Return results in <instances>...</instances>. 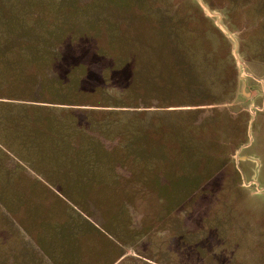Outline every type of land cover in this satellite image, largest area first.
Wrapping results in <instances>:
<instances>
[{
    "label": "rangeland",
    "instance_id": "374dc122",
    "mask_svg": "<svg viewBox=\"0 0 264 264\" xmlns=\"http://www.w3.org/2000/svg\"><path fill=\"white\" fill-rule=\"evenodd\" d=\"M0 7L38 21L28 38L59 22L41 74L79 60L71 99L100 105L59 122L68 96L0 27V264H264V0Z\"/></svg>",
    "mask_w": 264,
    "mask_h": 264
},
{
    "label": "trees",
    "instance_id": "16d2710c",
    "mask_svg": "<svg viewBox=\"0 0 264 264\" xmlns=\"http://www.w3.org/2000/svg\"><path fill=\"white\" fill-rule=\"evenodd\" d=\"M5 10H7V7H6V9H5V7H0V20H1L0 21V24H1L0 27H3L1 32L4 34V41L7 43L8 42L7 36L10 38L9 42H8L9 45H8L7 49L10 50L11 53H15L17 51H24L25 53H27V55H25V57L28 58L29 61L34 60V59L37 60V62H36L37 66L41 69L40 73L38 75L36 74L33 76L34 81L37 82L39 77L42 75L41 73L44 72L43 70H45V71L48 70L55 63L57 52L59 50V44H60L59 40H61V36H62L60 33L61 28L58 24L59 22L55 24L56 26H54V27H56V28L48 29L47 32L44 33V34H46L45 37H43V38H41V37L40 38H38V37L30 38L29 37L28 38L26 36L30 35L29 33L34 32L35 26L38 25L37 24L38 21L36 20V21H33L31 23V22H29L28 19L25 18L27 16L26 14H25L26 16L25 15L21 16V14L17 15L16 11H14L12 9L14 12H11V15H10L9 12L5 11ZM17 20L19 21V24L16 23ZM63 20H66V19L63 18ZM21 27L26 28V29H30V30L27 34H22L20 32ZM39 28H40L39 32H41V27L39 26ZM119 30H120L119 26L113 24V32L111 34L112 39H113V34L117 33ZM25 32H27V30ZM17 35L23 36V37H20V38L16 37L14 39L11 38V37H15ZM59 36H60V38H59ZM122 48H124V47H122ZM68 67L69 68L67 69V71H68L67 74H69V75H68L67 79L59 80V79H55L54 77L53 78H50V77L46 78L43 75L42 76L44 78L45 83L48 82L51 85V87L54 89L53 93L55 95H60V96L66 95V96H68L69 102H66L65 104H58V105H64V106H58L57 107L58 108L57 114L59 115V117H58L59 122H60V120L67 118V119H69L67 121L68 122L71 121V123H72L71 128L72 127L78 128L79 130L82 131V129L84 130V128L82 126H80L78 119L76 118V115L74 114V109H76V107H79V106L98 107L100 105H94V104L90 105V104H87L84 102L81 103V102L74 101V99L73 100L71 99L72 95L69 92L71 91L72 88H73L72 90H77L78 93L81 94V96H82V94H85V92L78 90L79 88L77 87L76 84L70 83L71 82L70 81L71 80L70 75L72 73V69L74 70V72H75V70H77V68H80V70L82 71L84 68V64L82 62H79V60H77V61L75 60L74 62L72 61V63L70 62ZM136 68H138L140 70L142 69V71H144L143 67L142 68L136 67ZM83 72H84V70H83ZM43 86H44V83L42 84V86L39 87V89L42 90ZM63 88H65L66 92L61 93L59 90L63 89ZM72 98H75V97H72ZM39 102H44V101H39ZM82 109H85L84 111L88 115L96 112V109H91V108H82ZM45 111L47 112V110H45V109L42 112H45ZM88 122L91 125L90 126L91 130H93V128L96 126H98V127L101 126V125H99V122H97L95 119H90V120H88ZM104 131L108 132V127L106 129H104ZM131 134H132V132H130V131L120 133V135L126 139L125 141L128 140V137L131 136ZM129 148H127V145L125 146V142H122L121 145H116L114 148H112L113 150H111V153H110V154H112L111 159L113 161H115L116 163H118L119 165L122 164V166H125L126 162L122 161L120 158L117 159L115 154L119 151H122L126 155H128L129 157L131 156V157L135 158L136 155L133 156V153L129 150ZM93 153H94V151H91V155H90L91 159H92ZM137 160H139V159H137ZM134 161L135 160H133L132 163H134ZM106 170H108V169H106ZM93 172H95V171H93ZM116 175L121 176V175L117 174V172H116ZM121 177H123V176H121ZM198 184L199 183H197V185Z\"/></svg>",
    "mask_w": 264,
    "mask_h": 264
}]
</instances>
